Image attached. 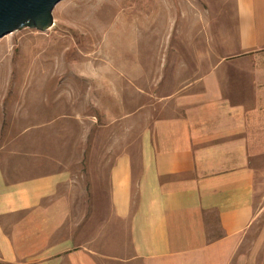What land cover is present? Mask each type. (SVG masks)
Here are the masks:
<instances>
[{
	"label": "rangeland",
	"instance_id": "374dc122",
	"mask_svg": "<svg viewBox=\"0 0 264 264\" xmlns=\"http://www.w3.org/2000/svg\"><path fill=\"white\" fill-rule=\"evenodd\" d=\"M45 30L0 37V162L12 178L68 175L60 230L77 244L110 217L108 170L231 52L234 0H60ZM264 219V120L248 132Z\"/></svg>",
	"mask_w": 264,
	"mask_h": 264
},
{
	"label": "crops",
	"instance_id": "0c3cea01",
	"mask_svg": "<svg viewBox=\"0 0 264 264\" xmlns=\"http://www.w3.org/2000/svg\"><path fill=\"white\" fill-rule=\"evenodd\" d=\"M234 7L231 52L113 159L97 238L60 232L66 172L12 179L0 162V264H264L248 161V132L264 120V0Z\"/></svg>",
	"mask_w": 264,
	"mask_h": 264
},
{
	"label": "water",
	"instance_id": "95a60500",
	"mask_svg": "<svg viewBox=\"0 0 264 264\" xmlns=\"http://www.w3.org/2000/svg\"><path fill=\"white\" fill-rule=\"evenodd\" d=\"M60 0H0V37L24 27L40 31L53 24L52 10Z\"/></svg>",
	"mask_w": 264,
	"mask_h": 264
}]
</instances>
